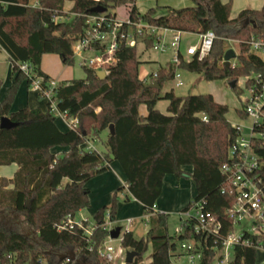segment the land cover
Masks as SVG:
<instances>
[{"label": "trees", "instance_id": "16d2710c", "mask_svg": "<svg viewBox=\"0 0 264 264\" xmlns=\"http://www.w3.org/2000/svg\"><path fill=\"white\" fill-rule=\"evenodd\" d=\"M66 1L74 2L72 16L64 12ZM191 1L193 5L168 6L166 14L157 15L158 7L141 12L136 0H37L36 5L29 0H0V47L13 65V82L0 102V120L8 116L18 123L12 128L0 127V166H19L13 178H0V264H77L83 260L86 264H112L99 249L109 237L105 213L109 210L110 220L115 221L119 190L124 187L116 190L110 206L97 210L90 235L79 227L59 231L57 225L90 206L86 182L107 172L114 160L126 175L127 200L142 204L150 224L141 238H136L132 230L122 234L121 246L137 252L135 260L126 264H144V254L150 247V264H176L174 256L183 255L180 243L190 238L203 240L201 264H210L214 259L212 237L204 240L189 229L171 235L168 214L153 208L162 194L166 175L192 178L197 191L182 210L200 201L204 212L221 222V235L228 233L231 221L227 209L234 194L220 169L229 160L228 148L236 134L226 117L230 108L210 93L182 96L173 89L165 94L162 90L180 67L203 73L207 80L222 78L229 83L252 73L264 77V59L250 45L252 37L264 40V3L261 9H243L233 18L229 2ZM97 5L105 7L103 13L109 18H117L116 7H125L130 23L122 28L133 29L136 45L120 41L115 52L117 62L105 79L83 65L85 78L59 82L54 96L57 108L68 117H77V126L63 131L57 126V117L40 108L12 111L21 82H32L19 64L28 62L45 80L50 76L41 70L43 54H58L64 64H72V42L84 34L87 17L103 14L91 10ZM60 16L66 19L56 20ZM137 23L198 35L212 30L216 38L211 52L202 60L180 55L179 62L170 60L147 82L139 77L142 60L138 46L143 43L146 50L153 49L156 34L145 28L139 30ZM227 40L239 43L235 65L224 64V53L230 47ZM154 80L159 87L147 86ZM2 83L0 77V88ZM162 99L168 101L166 113L156 106ZM141 104L146 106L145 115L140 112ZM238 111L241 113V107ZM111 124L114 130L103 142L106 151L82 147ZM56 146L67 149L55 153L52 149ZM258 151L264 155V148ZM186 166L192 170L185 171ZM10 184L13 188H7ZM234 253L230 264H256L255 247L239 245ZM71 254L75 259L63 257Z\"/></svg>", "mask_w": 264, "mask_h": 264}, {"label": "built area", "instance_id": "2783aa9c", "mask_svg": "<svg viewBox=\"0 0 264 264\" xmlns=\"http://www.w3.org/2000/svg\"><path fill=\"white\" fill-rule=\"evenodd\" d=\"M36 3L37 0L31 5H36ZM60 19L63 18L61 16L56 17V20ZM125 23L129 24V19L109 18L104 13L89 15L84 34L72 42L73 57L77 58L84 66L95 71L103 70L108 73L117 62L115 52L120 41L124 39L126 44L136 45L133 29L129 28L126 31L122 28ZM136 27L139 30L145 28L152 33L154 32L156 40L153 48L168 51L169 46H171L174 52L171 60L179 62V56L181 55L180 42L184 32L174 30L175 34L168 45L162 40L161 34L162 30L168 29L149 26L146 23H137ZM215 38L216 35L212 30L199 34L198 43L190 44L187 47L186 54L188 57L186 59L189 60L196 56L202 60V58L209 55ZM250 45L253 52L257 50L264 51L263 39L252 37ZM235 64L236 61L233 65ZM19 67L29 79H32L31 85L39 90L41 96L48 101V111L56 117L63 118L70 129L75 128L78 118L68 117L65 112H61L57 108L54 96L59 81L52 77L45 80L43 76L35 73L32 65L28 62L20 63ZM175 77H179L178 72H176ZM146 78L147 75L142 76L141 79L146 80ZM236 83L240 84L241 90L247 92L244 97H241L240 94V115L249 119L251 124H232L236 134L228 148L229 160L223 163L220 169L226 176L228 187L234 194V201L227 209L231 229L222 236L220 233L221 222L208 212H204V205L200 201H194L189 209L180 211L181 224L175 228L176 234H183L185 230L189 229L204 240L211 237L214 239L216 256L210 264H230L235 257V248L239 245L255 247L257 251L260 250L264 253V155L258 151V149L264 148V77L262 74L252 73L249 77H240ZM181 84L182 81H177L176 87H180ZM202 118L205 121L208 120L205 114L202 115ZM244 129H248V135L244 134ZM87 141L82 147L86 150H96ZM225 191L226 189L223 188V192ZM153 209L157 211V206L154 205ZM126 221L128 227L125 231L129 230V226L133 224V218H127ZM74 227H79L84 234L90 235L95 228V224H89L86 219L76 220L75 216L69 215L57 225L59 231L67 228L73 229ZM108 228L109 230L112 229L110 225ZM179 247L182 254L187 255L189 262H194L203 256L204 244L201 239H185ZM99 253L108 262L114 263L118 258L117 254L105 252L103 245L99 249Z\"/></svg>", "mask_w": 264, "mask_h": 264}, {"label": "rangeland", "instance_id": "374dc122", "mask_svg": "<svg viewBox=\"0 0 264 264\" xmlns=\"http://www.w3.org/2000/svg\"><path fill=\"white\" fill-rule=\"evenodd\" d=\"M158 5L153 4L152 0H139L140 7L142 9H149L154 5V7H158V11H160L161 14H166L168 6L173 7H183V6H177L178 0H158ZM189 5H193V2L190 0ZM186 6V5H185ZM114 12L117 13L118 20H125L128 18V13L126 12V9L123 5H120L114 9ZM175 34L174 30L167 32L163 35V41L170 44L169 42L172 40L173 35ZM199 41V35L197 33L193 32H185L182 34L181 38V46H180V53L183 56V58H187L188 55L186 54V49L190 44H197ZM229 42L230 47L235 49L236 53L238 54V51L240 50L239 43L232 40H227ZM139 53H140V60H147L150 62L144 63L145 67L147 69L154 70L156 69L160 64L165 66L168 62H170L171 58L174 55L173 48L169 46L168 51H162V50H156V49H145V45L143 43H139ZM260 57L264 59V51L263 50H257L255 51ZM54 55V54H50ZM58 57L59 62H56L55 64H52L51 66L54 68L53 73L51 75L52 78L57 79L59 82L62 80L68 79H83L85 78V69L83 65L80 63V61L74 57V62L72 64H64L62 60H60ZM236 59H233L231 62L232 64L235 63ZM159 64V65H158ZM162 67V66H161ZM9 68V62L7 59V56L5 52L0 48V74H4L5 71H7ZM177 72H179L184 80V84L180 87H176V80L171 78L169 81L166 82V84L163 87V94L166 93V91H170V89H173L174 92H176L178 95L187 96L189 94H203V93H210L216 97V99L220 100L221 102L228 105L230 108L229 112L227 113L226 117L227 120L232 123H241L245 125H250V120L242 117L238 111V109L241 107V97H244V95H247L246 91L240 90V84H237V88L234 90L230 87L229 81L227 79L219 78L217 80H207L205 75L203 73H197L192 72L187 69H184L182 67L178 68ZM140 73V70H139ZM152 79V76H151ZM150 76H148V81L151 80ZM3 80V79H2ZM24 89L26 91V84H24ZM19 90V89H18ZM240 91V93H239ZM2 95V92H0V96ZM25 95V94H24ZM23 93L20 94L21 96H24ZM167 103L165 99L160 100L158 104V109H160L162 112H167L164 105ZM140 112H144L147 114V109L145 104L140 105ZM60 118V117H58ZM57 124L62 128L66 130V127L64 124L61 123V121L58 119L56 120ZM111 132V127L109 129H106L104 133L100 134L101 141H94V144L96 145L97 149L101 151V149L106 148L105 143H102V140L106 138V135ZM244 134L248 135L249 131L248 129H244ZM104 144V145H103ZM110 170V169H109ZM105 173V172H104ZM104 173L97 174L93 176L90 180H88L85 184L86 187L90 189L89 194V201L90 206L83 208V210L78 214V218H84L87 219L90 224H95V214L99 208H102L103 206H110L112 197L117 189L124 187V183L122 181V175L119 177L117 184H114V188L111 191L110 189H107L105 186V179L106 175ZM190 179V178H189ZM184 179V180H189ZM114 180V179H112ZM187 186H183L181 188H174L171 186H165L163 188V193L160 196L159 201H162L165 203V206H167V222H168V232L169 234L173 235L175 233V228L181 224L180 222V211L179 209H176L175 203L177 199L183 198L185 199L187 196H190L189 198H193L195 195L196 189H195V182L191 180V182H188ZM126 189L119 190V201L117 203V210H116V218L115 221L110 220L109 216V210L105 213V221L107 226L109 227V224L114 227H121L123 230H125V227L128 225L126 219L128 217H132L134 219V222L132 225H130V229L133 231V234L136 238H141V236H144L146 229L150 226V224L147 221V212L145 211L144 207L139 204L136 200L130 198L127 200L126 197ZM187 206V204H185ZM124 233V231H123ZM119 242L117 241V244ZM148 251H152L148 250ZM146 252L143 257L144 264H150L151 262V252ZM257 260L256 264H262L261 258L264 255L263 252L260 250L257 251ZM174 263L177 264H201L200 259L195 260L194 262H189V259L187 255H177L174 256L173 259Z\"/></svg>", "mask_w": 264, "mask_h": 264}, {"label": "crops", "instance_id": "0c3cea01", "mask_svg": "<svg viewBox=\"0 0 264 264\" xmlns=\"http://www.w3.org/2000/svg\"><path fill=\"white\" fill-rule=\"evenodd\" d=\"M34 2H36V0H29V3L30 4H32ZM152 2H153V4L158 5V3H157L156 0H152ZM189 2H190V0H178V3H177L178 5L177 6H183V7H185V5H189ZM222 2L223 3H228V2L231 3V9H232L231 17L234 18V16H236L243 9H250V8L261 9V7H262V5L264 3V0H222ZM73 5H74V2L73 1H66L65 4H64V12L67 13L68 15H71L72 16L73 13L71 12V9H72ZM136 5H137L138 9L141 12H146V9H142L140 7L139 0H136ZM152 7H154V5H152ZM152 7H150V8H152ZM157 15H162L160 13V11H158V9H157ZM62 18L63 19H66V17H62ZM169 30L173 31L172 29H169ZM169 30H162L161 31L162 37H163L164 34H166L167 32H169ZM3 51L5 52V54L7 56V59H8V62H9V68H8L7 71L4 72V74H0V77L3 79V83H2V86L0 88V92H2V95L0 96V102L7 95L8 91H9V88H10L12 82H13V73H12V66L13 65H12V62L9 59V55L7 54V52L5 50H3ZM50 54H54V55H50ZM56 55H58V54H55V53H46V54H43L42 59H41V70L45 74L49 75L50 77H53L51 75V73H53V70H54V68L51 65L52 64H55L56 62H59V59H58V57H56ZM59 58L61 60V57L60 56H59ZM147 62H150V61L142 60V64L140 65V68H139V70H140L139 77L142 78V76L147 75V78H146L145 81L149 82L148 81V76H150L151 74H154V72L157 71L163 65H161V64L159 65L158 64L159 66L156 69L151 70V69H147L145 67L144 63H147ZM150 79H151V76H150ZM174 79L176 80V82L179 81V80L182 81L181 86L184 84V80H183V78H182V76H181L180 73H179V77H175ZM65 80H68V79H65ZM62 81H64V80H62ZM24 84H26V91L24 89ZM22 93H23V95L24 94L25 95L20 97V94H22ZM214 99L217 102H221L220 100L216 99L215 96H214ZM159 102L160 101H158V103L156 105L157 107H158ZM167 105H168V101L164 105V107L166 108ZM25 107H29V108H40L42 111L48 112V110H49V103H48L47 100H45L41 96L39 90L35 89L31 85V83H28L26 80H23L21 82V84L19 86V90H18V92H17V94H16V96H15V98L13 100V103H12V106H11V110L12 111H17L18 109L25 108ZM139 109H140V107H139ZM166 110H167V108H166ZM140 111H141V109H140ZM141 113L145 115L144 112H141ZM58 119L61 121L62 124H64V126L66 127V130L70 129L69 125L67 124V122L63 118H58L57 117L56 120H58ZM57 126L61 130L66 131L65 129H62L58 124H57ZM104 132H102V133H104ZM107 135H106V137H107ZM98 140L101 141L100 135L99 136L95 135L92 139L88 140L87 142L91 143L97 149L96 145L94 144V141H98ZM105 140H106V138L104 140H102V143ZM66 149H67V147L56 146L52 150L55 153H61V152H63ZM97 150H99V149H97ZM101 151H106V148L101 149ZM18 168H19V166L16 163H12V164H9V165H1L0 166V178H3V177L4 178H7V179L13 178V176H14V174L17 171ZM183 169L185 171H188L189 172V171L192 170V167L191 166H189V167L186 166V167H183ZM104 175H106V176L108 175L106 177V179H105V184H106L105 187L107 189L112 188L109 191L112 192V190L114 188V184L115 183L117 184V181H119L118 180V175H119V177L121 175L123 176L122 177V181L124 183V189H127L126 175H124V172H123V170H122V168H121V166H120V164H119V162L117 160H114V161L111 162V168H110V170H108L107 172H105ZM112 179H114V180H112ZM184 179H186V178H178L175 174H168L164 178L162 190H163V188L165 186H168V185L171 186V187L174 186V188H181L184 185L185 186L188 185V184H186L187 181L188 182H191V180H192V182H193V179L192 178H190L189 180H184ZM67 181H68V179H65L64 180V182H67ZM7 188H13V184L8 185ZM195 189H196V186H195ZM163 191H162V193H163ZM196 191H197V189H196ZM195 194H196V192H195ZM189 197L190 196H187L185 199H183V198L177 199V201L175 203L176 209H179V211H181L184 207H186L185 204H188L189 201L192 199V198H189ZM159 199L157 200V203H156L157 210L166 213L167 212V206H165V203H163L162 201H159ZM140 205H142V204H140ZM82 210L83 209L79 210L76 213V215H75V219L76 220H82V219H84V218H80V219L78 218V214ZM128 218H132V217H128ZM87 222H88V220H87ZM133 222H134V219H133ZM110 227L111 228H115L113 225L112 226L110 225ZM126 227H128V225ZM126 227H125V229H126ZM148 229H149V227L146 229L145 234L148 231ZM129 230H131L130 229V226H129ZM123 231H125V230H123V228H121V232H120V235H119L118 238L114 239V238H111L109 236L104 241V243H103V249H104L105 252L111 253V254H115V255L117 254V256H118L117 260L114 263L111 262L112 264H126V252L128 250H131V249H127V248L123 249V247L121 246V240L120 239L122 237ZM117 241L119 242L118 244H117ZM149 250H151V247H150ZM148 252H152V251H148ZM150 260L152 261V258ZM261 263L264 264V255L261 258Z\"/></svg>", "mask_w": 264, "mask_h": 264}, {"label": "water", "instance_id": "95a60500", "mask_svg": "<svg viewBox=\"0 0 264 264\" xmlns=\"http://www.w3.org/2000/svg\"><path fill=\"white\" fill-rule=\"evenodd\" d=\"M91 10L94 11V12H97V13H103V11L105 10V7L97 5V6L93 7ZM236 56H237V53H236L235 49L229 48L224 53V56H223L224 64L226 66H230L231 65V61L233 59H235ZM97 75H98L99 78L105 79V77L107 75V72L106 71L104 72L103 70H99V71H97ZM236 82H237L236 80L235 81H231L229 83L230 87L234 88ZM147 86H149V87H154V86L155 87H159V85H158L156 80H154L153 82L148 83ZM17 124L18 123L12 121L8 116H3L1 118V120H0V127H2V128H12V127L16 126ZM110 127H111V132H113L114 126L111 124ZM120 232H121V227H115V228H112L109 231V235H110L111 238L116 239V238L119 237ZM63 257L64 258L67 257V258L75 259V256L73 254H71V255H63ZM136 257H137V252L136 251L128 250L126 252V263H132L135 260ZM77 264H86V261L83 260L82 263L81 262H77Z\"/></svg>", "mask_w": 264, "mask_h": 264}]
</instances>
